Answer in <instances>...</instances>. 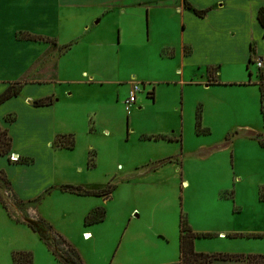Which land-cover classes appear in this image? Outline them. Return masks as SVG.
Masks as SVG:
<instances>
[{"label": "rangeland", "instance_id": "1", "mask_svg": "<svg viewBox=\"0 0 264 264\" xmlns=\"http://www.w3.org/2000/svg\"><path fill=\"white\" fill-rule=\"evenodd\" d=\"M249 2L255 5L264 0ZM60 17L62 38L70 41L82 35V17L68 18L63 10ZM148 42L162 41L150 37ZM72 54L66 53L63 58L68 60ZM193 60L223 62L204 51L196 52ZM107 62L112 70L118 69L114 79L125 82L118 88L119 100L107 93L102 113L87 119L85 125L82 120L73 125L67 120L68 114L62 115L64 125L71 128L66 131L74 134L72 150H56L51 143L47 144L48 150L45 148L47 129L32 126L28 112L20 106L27 91H22L20 99L0 107V113L10 111L7 115L15 119L0 123V127L10 130L19 154L33 161L28 165L12 164L9 171L32 186L37 182L47 187L36 202L25 203L40 221L35 238L41 240L46 252L34 253L30 249H36L35 242L24 236L25 229L23 233L14 225L10 213L20 209L18 202L8 197L12 193L0 180V264H12L5 251L18 248H27L22 251L32 254L33 264H61L43 243L44 236L51 233L72 245L82 264H147L160 254L170 261L178 255L181 214L196 232L210 235L195 241L197 253L264 256V100L260 101L258 87L205 88V69L195 67L193 73L189 59L183 73L188 84L183 87L175 83L181 79L180 73L176 75V71L182 72L179 58L155 62L150 53L139 57L126 54L119 61L109 57ZM213 67V76L219 82L240 77L223 63ZM232 67L248 80L242 64ZM252 67L251 80L257 81L256 66ZM129 81L138 83L141 90L131 106L124 103L129 96ZM166 81L173 82L162 83ZM36 88L40 93L51 89L48 85ZM155 88L153 102L150 93ZM127 107H132L129 117ZM156 134L174 135L181 142L145 139ZM16 160L9 156L10 163ZM62 186L103 191L115 187L111 199L102 205L105 220L84 226V218L99 200L74 196L62 191Z\"/></svg>", "mask_w": 264, "mask_h": 264}, {"label": "crops", "instance_id": "2", "mask_svg": "<svg viewBox=\"0 0 264 264\" xmlns=\"http://www.w3.org/2000/svg\"><path fill=\"white\" fill-rule=\"evenodd\" d=\"M249 1L0 0V94L10 84L23 83L25 85L18 97L7 102L20 99L23 96H21L22 91H27L25 96L21 98L23 101L19 105L25 112H28L27 118L31 120L32 126L41 130L47 129L48 137L45 148L48 150L47 144L51 143V147L52 145L55 146L54 142L57 137L63 135L74 137L73 132L66 131V129L70 130L71 128L64 125L66 119H62V115L68 114L70 118L67 120H71L73 125L81 123V120L82 124L85 125L87 119L91 120V117L96 118L98 113H102L101 110L106 106L105 103L109 94L116 96V100H119L118 88L125 82L114 79L116 76L114 73L118 69L115 71L109 66L107 62L109 57L119 61L122 55L139 57L150 53L155 62L158 59L163 61L179 58L182 72L176 71V75L180 73L181 79L175 83L181 84L182 87L188 84L183 75L186 69L185 62L188 59L190 66H192L190 70L193 73L195 67L199 70L205 69L207 76L205 88L212 85H232L243 89L258 87L260 74L264 82V63L260 69L256 68L257 73L254 76L257 81L251 79L254 61L257 58L264 59V21L263 25H260L258 21L259 11L264 12V3L252 5ZM184 3H188L197 11L207 10V13L204 17L199 18L192 11L187 10ZM62 10L65 11L68 18H83L85 25L80 37H75L70 41L62 38L63 27L60 21ZM145 29L146 37L144 36ZM23 35L35 38V40L20 39V36ZM150 37L157 40L161 38L162 42L151 44L152 42H148ZM79 43L82 45L76 47ZM198 51H204L208 56L214 57L216 61H223L224 66L229 67V72L237 73L240 77L222 82L217 81L213 76V66L219 67L222 63L210 64L193 60ZM66 53H73L68 60L63 58ZM241 64L248 73L247 81L241 77L239 69L236 71L232 67ZM132 80H134L133 75ZM172 82L162 83L171 84ZM132 83L135 82L129 81L131 87L133 85L139 86L138 83ZM154 84L157 83L154 82ZM189 84H192L191 81ZM39 85H48L51 89L48 92L40 93V90L37 91L36 88ZM156 90V88L152 89L151 98L153 102H156V94H154ZM183 92L184 89L182 88ZM45 98L52 99L51 105L34 106V102ZM125 101L124 99V103ZM33 109L40 112L33 113L31 112ZM128 109L127 117L132 115V107ZM8 112L10 111L0 113V123H5L4 118L8 116ZM7 131L12 144L10 155L13 156V159L15 156L16 159L25 158L14 148V136L9 134L10 130ZM145 139L163 143L181 142V138L174 137V135L156 134L145 136ZM55 153V151L52 152L53 157ZM9 156L0 157V172L4 173L8 181L6 186L10 188L12 193L8 197H14L20 208L15 209V212H10L16 222L14 225L21 227L20 229L24 233V229L26 232L30 230V225L35 224L37 229L40 224V221H36L32 215L35 210L31 206H25V203L29 204L31 201H35L40 195L46 193L47 187L45 188V185H40L37 182L35 185L38 184V186H32L30 182L13 176L9 169L13 166L12 164L17 165L18 163H10ZM85 190L96 193L102 191L101 188L95 187ZM111 194L103 197L88 196L99 200V202L94 205L87 216L95 209H103L102 205L107 204L108 200L111 199ZM77 197L87 198V196ZM36 209L38 212L41 211L39 205L36 206ZM133 213L134 211L130 212L127 217ZM185 220L187 224H190L187 218ZM130 223L131 220H129ZM86 225L88 224L84 226ZM189 227L193 233L199 234L191 226ZM26 232L24 236L35 242L36 249L30 250L34 253L35 250L46 253L41 240L35 238L36 233L31 231L32 234L30 232L27 234ZM81 234L88 235L84 231ZM218 236H224V234L219 233ZM195 241L194 250L198 248V243ZM161 243L164 248L163 240ZM177 245L178 255L173 256V260L165 261L166 259L160 254L154 262L151 261L152 263L148 262L147 264H179V227ZM25 249L27 248L6 250L5 256L10 255L11 257L15 252H27L22 251ZM210 264L245 263L241 261H214Z\"/></svg>", "mask_w": 264, "mask_h": 264}, {"label": "trees", "instance_id": "3", "mask_svg": "<svg viewBox=\"0 0 264 264\" xmlns=\"http://www.w3.org/2000/svg\"><path fill=\"white\" fill-rule=\"evenodd\" d=\"M184 6L187 10L193 12V14L199 18H202L207 13L205 11H197L193 9L188 3H184ZM263 16L264 12L262 10L258 13V21L260 25H263ZM20 39L35 40V38L27 37L25 35L20 36ZM260 81L257 84L260 92V101L264 100V82L260 74ZM22 89V84L14 83L10 84L4 92L0 94V106L12 98L18 97ZM152 96V93H151ZM52 103L51 98H45L39 101L34 102L35 107H45L49 106ZM14 118L11 115H8L4 118V122L12 123ZM199 127V122L196 120L195 129ZM158 139V138H156ZM54 145L58 149L72 150L74 147V138L72 135H63L56 138ZM11 138L8 135V131L0 127V157H8L11 152ZM32 161L28 158L17 159L14 163L28 165ZM0 180L5 185H8V181L3 172H0ZM115 187H113L114 189ZM100 191V192H91L82 189L81 187H71V186H62L61 190L73 194L76 196H108L111 191ZM10 190V188L8 189ZM11 191V190H10ZM263 195V193H262ZM14 199V198H13ZM16 201V200H15ZM36 202V200L34 201ZM105 216V211L103 209L93 210L84 220L85 224H94L100 223L103 221ZM30 229L33 232H37L38 228L34 229L30 225ZM50 232L51 230L48 229ZM199 238H210L208 234H195L192 232L188 226L183 215H180L179 218V264H210L214 261H241L245 264H264V256L260 255H229V254H204L197 253L194 250V241ZM43 243L48 247L55 260L61 264H82L81 258L76 251V249L65 241L61 236L51 233L49 237L44 236ZM56 247H58L56 251ZM61 256V257H60ZM12 264H33V256L29 252H15L11 256Z\"/></svg>", "mask_w": 264, "mask_h": 264}, {"label": "built area", "instance_id": "4", "mask_svg": "<svg viewBox=\"0 0 264 264\" xmlns=\"http://www.w3.org/2000/svg\"><path fill=\"white\" fill-rule=\"evenodd\" d=\"M263 59L261 58H257L254 61V65L256 66L257 69H260L262 67L263 64ZM140 92V87L138 85H133L129 91V96L125 101V104L127 106H131L135 104L136 101V95ZM128 108V107H127Z\"/></svg>", "mask_w": 264, "mask_h": 264}, {"label": "water", "instance_id": "5", "mask_svg": "<svg viewBox=\"0 0 264 264\" xmlns=\"http://www.w3.org/2000/svg\"><path fill=\"white\" fill-rule=\"evenodd\" d=\"M15 158H16V156H15ZM86 237H89L88 235H86Z\"/></svg>", "mask_w": 264, "mask_h": 264}]
</instances>
